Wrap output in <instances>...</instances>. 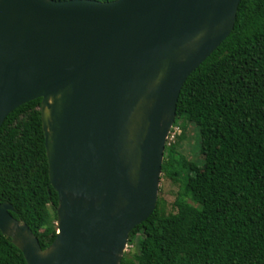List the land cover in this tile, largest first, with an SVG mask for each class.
Instances as JSON below:
<instances>
[{
  "label": "water",
  "instance_id": "obj_1",
  "mask_svg": "<svg viewBox=\"0 0 264 264\" xmlns=\"http://www.w3.org/2000/svg\"><path fill=\"white\" fill-rule=\"evenodd\" d=\"M239 0H0V125L39 99L55 237L43 250L0 203L25 264H119L156 200L186 77L227 37Z\"/></svg>",
  "mask_w": 264,
  "mask_h": 264
},
{
  "label": "trees",
  "instance_id": "obj_2",
  "mask_svg": "<svg viewBox=\"0 0 264 264\" xmlns=\"http://www.w3.org/2000/svg\"><path fill=\"white\" fill-rule=\"evenodd\" d=\"M66 1V0H51ZM111 2L114 0H93ZM39 99L0 125V203L41 250L54 239L56 193L48 184ZM196 130L199 168L164 146L160 174L180 184L128 234L119 264H264V0H239L227 37L184 80L172 127ZM0 264H25L0 234Z\"/></svg>",
  "mask_w": 264,
  "mask_h": 264
},
{
  "label": "rangeland",
  "instance_id": "obj_3",
  "mask_svg": "<svg viewBox=\"0 0 264 264\" xmlns=\"http://www.w3.org/2000/svg\"><path fill=\"white\" fill-rule=\"evenodd\" d=\"M173 136L165 140L166 143L172 144L176 142L178 152L184 158V166L189 167L191 164L200 166L201 154L199 148V141L197 133L192 124H187L184 132V137L177 140V136L180 133V129L177 126L173 127ZM170 131V130H169ZM172 133V130H171ZM180 184L172 183L167 178L160 174L158 181L157 198L161 199L164 204L165 212H172V202L175 199L178 192H180ZM135 252L134 244H128L124 248L123 253Z\"/></svg>",
  "mask_w": 264,
  "mask_h": 264
},
{
  "label": "built area",
  "instance_id": "obj_4",
  "mask_svg": "<svg viewBox=\"0 0 264 264\" xmlns=\"http://www.w3.org/2000/svg\"><path fill=\"white\" fill-rule=\"evenodd\" d=\"M173 127L171 126V128H170V131L168 132V135H167V137H166V140L168 139V138H172V136H173ZM171 130H172V133H171ZM166 145H168V143H166Z\"/></svg>",
  "mask_w": 264,
  "mask_h": 264
}]
</instances>
